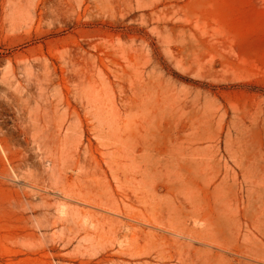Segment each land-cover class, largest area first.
Returning a JSON list of instances; mask_svg holds the SVG:
<instances>
[{"label": "rangeland", "instance_id": "rangeland-1", "mask_svg": "<svg viewBox=\"0 0 264 264\" xmlns=\"http://www.w3.org/2000/svg\"><path fill=\"white\" fill-rule=\"evenodd\" d=\"M0 264H264V0H0Z\"/></svg>", "mask_w": 264, "mask_h": 264}]
</instances>
